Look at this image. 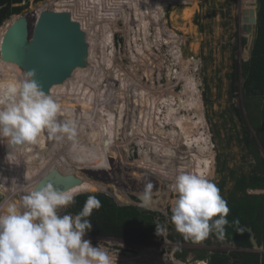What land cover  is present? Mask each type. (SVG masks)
<instances>
[{"label":"rangeland","instance_id":"1","mask_svg":"<svg viewBox=\"0 0 264 264\" xmlns=\"http://www.w3.org/2000/svg\"><path fill=\"white\" fill-rule=\"evenodd\" d=\"M184 1L30 0L17 14H29L39 5L46 10L60 5L58 11L70 13L81 24L89 54L87 68L74 72L71 87L66 81L75 100L70 92L50 93L58 103H68L61 107L75 119L76 139H48L41 152L34 150L39 155L31 161L32 152L18 154L12 172L22 181L5 183L16 188L10 201L2 194L0 204L5 210L11 204L19 207V194H27L45 173L57 169L79 177L82 184L73 187L76 190L106 196L118 207L134 206L161 215L166 233L144 243L88 233L85 238L94 247L101 245L110 251L112 264L184 260L198 264L202 252L231 256L246 251L212 234L198 243L170 240L181 235L174 225L168 226L177 174L190 172L207 178L228 201L237 191V178L255 165L256 152L264 161L257 132L249 123L255 99H245L240 90L241 66L250 57L254 38V27L245 31L243 8L246 12L255 8L256 15V0ZM234 64L238 89L232 94L229 76ZM13 76L8 78L0 68L2 84L18 81ZM197 118L199 126L194 124ZM176 130L180 136L172 142ZM244 130L252 138L253 151L239 140ZM189 137L198 140L200 147L211 148L207 149V165L196 161L199 152L188 158L191 153H185L182 144ZM30 173H38V179L28 177ZM149 183L158 201L142 207L138 197ZM247 192L264 194V189Z\"/></svg>","mask_w":264,"mask_h":264},{"label":"clouds","instance_id":"2","mask_svg":"<svg viewBox=\"0 0 264 264\" xmlns=\"http://www.w3.org/2000/svg\"><path fill=\"white\" fill-rule=\"evenodd\" d=\"M35 75L31 70L19 81L0 84V144L7 146L9 163L18 154L43 149L48 139L72 141L78 134L71 115L42 91ZM152 188L149 183L139 194L142 207L153 205ZM173 190L171 223L185 240L198 243L213 233L224 238L229 208L213 182L180 172ZM74 203V193L49 184L22 195L19 207L11 204L5 210L0 206V264H112L107 248L94 247L85 238L92 229L93 210L102 206L100 200L89 195L77 214H59ZM155 226L157 236L166 233L159 221Z\"/></svg>","mask_w":264,"mask_h":264},{"label":"trees","instance_id":"3","mask_svg":"<svg viewBox=\"0 0 264 264\" xmlns=\"http://www.w3.org/2000/svg\"><path fill=\"white\" fill-rule=\"evenodd\" d=\"M40 1L44 0H33L32 3H38ZM161 1L166 2V0ZM174 1L183 3L185 2L184 0ZM22 3H25V5H21ZM256 3L257 11L256 23L254 25V38L250 49V57L241 66L242 83L240 90L245 99H255L249 123L257 132L259 143L264 150V0H256ZM28 5H30V0H0V45L7 29L14 21L18 19L17 16H22L17 14L21 13L25 8L28 7ZM59 6L56 8L57 11L59 10ZM44 9L45 8L43 6L39 5L35 11L36 15H39V13ZM5 21L7 22L4 24ZM5 65L9 66L10 68H6ZM1 67H3V72L8 74V78L11 77L12 79L13 73L15 74L16 80L18 81L24 77V73H22V75H18L20 71L18 68H15L14 64L0 61V68ZM229 79L231 80L230 91L233 94L238 89L236 86L238 80L236 64L233 65V72L229 76ZM0 80L2 83L4 82V78ZM1 81L0 84H2ZM191 85L192 88H195L193 84ZM50 93L52 92L49 91L48 95H50ZM61 104L68 105V103H66L64 100L61 101ZM86 107L89 108V105L87 104ZM236 112L242 118V115L238 109H236ZM73 120L75 121V119ZM199 120L200 119L197 118L195 121L196 123L194 122V124L198 125L197 122L200 124L201 120ZM171 129L175 130L173 126ZM176 136L172 138V142L179 138L180 132L178 130L176 132ZM183 140L184 142L182 145H185V148L187 149L185 153H189V151L191 153L188 158L190 156H194L193 154L198 152L200 153V150L195 143L196 140H191L190 137L184 138ZM239 140L243 143L244 147L248 151H253V141L246 130L242 132L241 139L239 138ZM207 149L211 150L208 145ZM37 150L38 152L42 151V149L39 148H37ZM7 151L8 149L6 144H0V203L3 199L2 194H4L8 201H10L14 191L16 190V188H13L12 183L9 185V187H6L5 183L8 181H13L18 182L19 184L20 180L22 179L21 177L15 176L13 174V163H9L6 160ZM38 155L39 154L33 151L30 161ZM255 159V165L252 167L250 173L243 174L237 178V191L231 193L228 197V201H226L229 208V213L227 216L229 224L225 227L223 239L244 250L251 249V244L248 241V233L245 230L247 227H250L253 230L258 243L264 244V194L257 195L247 192L249 189H264V161L259 156L258 152H256ZM17 164L21 165V167L23 165V163L19 162ZM38 173H30L27 176L32 177L33 179H38ZM69 191L75 194V203L68 206V208L60 215L66 213L73 215L77 214L80 210H82L88 196L93 195V193L79 191L74 188L70 189ZM19 195L21 198V196L24 194ZM96 196L100 200L102 206L98 210H93L92 216L89 218L92 224V229L89 232L91 235L113 237L132 243H144L153 235H156L155 223L157 221L163 225V221L159 213L145 211L134 206L118 207L106 196ZM0 205L4 206L2 204ZM171 215L172 213H169L170 224H168V226L173 225L171 223ZM236 221H238V223H235ZM212 237L219 238L215 233L212 234ZM170 240L178 243L186 241L182 235L177 234L170 237ZM231 259L234 260L233 264H264V252L258 253L245 251L243 253H233L231 256L229 254L219 252L210 254L202 252L197 257V261L199 262L198 264H200V262H204V264H231ZM184 264H187L186 260H184Z\"/></svg>","mask_w":264,"mask_h":264},{"label":"water","instance_id":"4","mask_svg":"<svg viewBox=\"0 0 264 264\" xmlns=\"http://www.w3.org/2000/svg\"><path fill=\"white\" fill-rule=\"evenodd\" d=\"M243 10L247 24L245 31L248 32L256 23V15L253 14L255 8L250 7L249 12L245 8ZM17 17L2 38L0 61L15 64L24 74L35 70L34 79L45 94H49L54 86L71 79L76 70L87 68L88 37L70 13L44 9L39 15L32 11ZM49 184L69 191L81 185L82 181L74 173L55 169L45 173L35 183L33 190ZM245 230L252 251L264 252V244L258 243L253 230L250 227Z\"/></svg>","mask_w":264,"mask_h":264},{"label":"bare ground","instance_id":"5","mask_svg":"<svg viewBox=\"0 0 264 264\" xmlns=\"http://www.w3.org/2000/svg\"><path fill=\"white\" fill-rule=\"evenodd\" d=\"M2 62V61H1ZM14 66H15V68H17V66L14 64ZM5 67L6 68H10L9 66H7V65H5ZM183 69H184V67H183ZM71 79L70 80H68V85H69V87H71ZM68 85H67V83L65 82L64 84H62V85H59V86H54L53 88H51L50 89V91H52V92H56V93H63V94H66V93H68V92H70L71 93V95H72V97H73V101L75 100V97H74V94H73V92L70 90V88H68ZM191 94H192V92H191ZM191 96V95H190ZM197 96H198V94H197ZM198 98H199V96H198ZM200 100V99H199ZM65 101V100H64ZM73 101L71 100V102L73 103ZM71 103V104H72ZM70 104V105H71ZM72 106H75V102H74V104H72ZM77 106H79V104H78V102H77ZM183 119V118H182ZM200 121V120H199ZM196 123V122H195ZM198 123V122H197ZM191 125V124H190ZM177 131V130H176ZM179 131V130H178ZM195 141V140H194ZM195 143L197 144V146H198V148H199V150H200V154H199V156H198V158L196 159V161L197 162H204L205 163V165H207V163H209V155H208V153H210V152H207V147L205 148V147H203V146H199V142L196 140L195 141ZM212 154V153H211ZM201 164V163H200ZM189 167V166H188ZM209 167V166H208ZM207 168V167H206ZM208 169V168H207ZM205 170V169H204ZM205 175V174H204ZM1 194V193H0ZM158 201V199H155L154 200V202L156 203ZM250 251H252V249H250ZM252 252H254V251H252Z\"/></svg>","mask_w":264,"mask_h":264},{"label":"flooded vegetation","instance_id":"6","mask_svg":"<svg viewBox=\"0 0 264 264\" xmlns=\"http://www.w3.org/2000/svg\"><path fill=\"white\" fill-rule=\"evenodd\" d=\"M246 251H249L250 252V250L248 249V250H246ZM243 252H245V251H243Z\"/></svg>","mask_w":264,"mask_h":264}]
</instances>
